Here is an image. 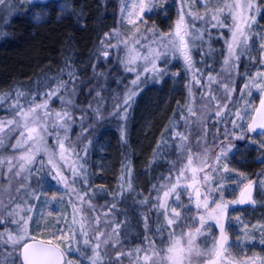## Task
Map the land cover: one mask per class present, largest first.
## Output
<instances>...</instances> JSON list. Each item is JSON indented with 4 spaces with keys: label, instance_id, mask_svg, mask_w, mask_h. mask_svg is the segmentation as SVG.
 I'll list each match as a JSON object with an SVG mask.
<instances>
[{
    "label": "snow or ice",
    "instance_id": "snow-or-ice-1",
    "mask_svg": "<svg viewBox=\"0 0 264 264\" xmlns=\"http://www.w3.org/2000/svg\"><path fill=\"white\" fill-rule=\"evenodd\" d=\"M18 2L32 5L37 3L38 0H18ZM39 2L45 3V0H39ZM197 2H200L205 9L202 14L199 12H186L184 5L187 0H181L179 19L174 31L161 33L154 24L149 27L144 19L145 13L156 9L155 0H139L138 3L132 4L131 10L127 8V4L122 0L124 6L121 8V13L122 15L125 12L127 13L128 23L135 26V34L128 39L118 40L117 44H112V38L120 35L118 31L114 30L113 32L105 33L104 40L101 41L102 54L105 59L110 54L109 49L117 48L120 44H123L126 49V55L121 60V63L124 64L126 71L135 72V79L131 81L132 87L128 88L126 95L123 97V106H116V110L123 113L121 118L127 119L128 108L131 107V102L137 95L138 86L142 83V73L134 67L137 61L143 60L145 62L143 72H151L153 78L159 80L167 74V69L166 67L161 68L157 63L158 61L163 60L166 65L169 55L171 54L172 58H176L178 53L183 58L186 68L193 69L192 48L196 46V41H201L202 47L205 36L211 39L210 28L218 30L227 28L231 34L230 41L225 40L227 55L224 57L221 73L215 76L209 73L207 75V85H201L206 89V95L202 94L201 97L203 100L202 107L196 110L191 106H187V114L181 113L180 118L185 122L184 127L189 129L188 133L186 134L182 131L172 132L173 144L179 151V156L176 161L171 162L170 175L161 176L160 179L163 183L159 186L153 185V188L158 193L153 207L160 211V214L164 217L163 227L158 228L157 232L169 231L168 239L170 242L166 248L158 249L155 247L154 242L149 240L147 247L134 249L133 251L137 254L138 261H141L139 254L143 253L142 264H186V262L187 264H192L193 257L203 255L204 253L197 248L195 243L196 236L202 235L204 230H206V218L201 213H206L208 219L215 220L219 228L220 238L218 241H214L213 251L215 256L219 257L222 253L226 254L229 242L223 219L229 204L224 202L223 185L219 184V182L213 185L211 180L214 178L218 166L227 157L228 152L235 147V144L232 143L233 140L247 139L252 143L259 142V148L264 149V28H259L258 31L253 28V25L259 27V21L256 17L261 12L260 5L256 3V0H219L216 7L210 8L208 0H197ZM5 8L10 10L15 8V4L12 3V0H0V11L5 10ZM67 8L68 4L65 0V3L60 5L61 13L66 11ZM186 17H191V20H186ZM34 18L36 20L42 19L41 13H36ZM196 20L204 21L205 27L197 28L195 25ZM229 20L231 21L230 23ZM141 25L144 26L143 33L140 29ZM148 32L152 33V44H141V41L147 38L145 33ZM217 34L220 37L224 35L222 31H218ZM4 35L6 33L0 31V37ZM254 36L259 39L258 52L261 68L254 75L247 69L241 73L239 72L241 57L247 56L249 61L256 60V57L252 55V52L257 50L256 43H249ZM209 50H211L210 45ZM204 54L207 55L208 53ZM93 70L95 72L94 65ZM233 72L244 78L243 88L240 93V99L245 104L242 110L236 109L233 111L232 108H229L230 104L235 108V102L232 100V93L236 91L233 86ZM224 73L228 74L227 77H224ZM65 74L68 77L67 80L62 78ZM173 75H178V73ZM77 79L78 74L73 63L70 59H66L64 68L60 70V74L55 78L56 86L49 88L48 91L43 93L41 102L36 103L35 99H33L28 103V107L25 108L20 103L25 93L19 90L15 92L13 102L9 105L14 110V119L7 121V124L15 125L20 129L19 135L21 139L17 140V143L11 145V147L14 149L21 148L25 144L28 147L25 149L24 154L19 157L8 158V172L10 174L19 177L21 172L26 171L28 175L24 179L29 182L31 176L39 175L44 168V161L42 159L37 160V156L41 148H43L45 153L48 152L46 140L48 136L55 137L60 158H65V153L68 151L65 147V141L68 139L67 133L70 130V122H74V118L67 108L55 111L49 105L53 98L59 99L62 105H71L73 101L70 97L75 93L76 85L74 81ZM193 80L195 83L201 84L195 73H193ZM213 84L222 89L221 95L217 96L214 94L211 87ZM62 90L68 93V98L61 95ZM245 90H247L248 97L252 96V90L259 92L258 106H255L251 100L245 99ZM97 95L99 94L97 93ZM11 97L12 93H0V104ZM96 115H100L99 109H96ZM226 115H230L232 119L230 121L226 120ZM213 117L217 118V123H231L232 130L225 127L222 133L223 139L214 137L217 140L214 147L218 150L215 156L211 158L214 160V164H210L207 156L209 149L206 144L203 149V155H200L193 151V145L189 143V140L192 135V125H198L200 139L206 140L207 126ZM238 121H246V123H238ZM213 127H215V123H213ZM173 128H175V125L170 124L166 131H170ZM60 129L64 130L63 138L59 134ZM0 131H3V122H0ZM122 139H124L123 132ZM3 146L4 140L0 138V147ZM196 146L197 148L200 147L199 141H197ZM83 151L86 154L87 148L85 147ZM54 154L53 152L49 156L48 164H51L52 167L47 175L50 176L51 180L63 182L67 186L68 178L61 170V166L53 164L52 155ZM258 159L261 163H264V155ZM13 161H16V163H13ZM197 161L199 163H196ZM2 163L3 161H0V164ZM34 165L38 166L33 167ZM14 168H18V170L13 172ZM205 169H207V172H205ZM189 171L192 173L191 176L188 175ZM223 171H231L227 163H224ZM85 172L83 164L79 166V169L72 168L73 176L80 175L83 177ZM173 172L174 177L171 174ZM197 173L204 174L198 179ZM182 181H190V183L182 185ZM201 181L203 182L202 184ZM84 182L87 183V180ZM37 183H40V181L38 180ZM197 185L204 188L203 193ZM128 186L131 188L130 182ZM23 187L24 184L21 183L20 188ZM246 187L250 189L251 185L249 184ZM20 188H17L16 191L19 192ZM188 189H193L195 192V207L200 227H195V232L190 228L187 233L182 232L181 236L176 239L174 238V226L184 218L185 213L192 210L189 205L181 201V195L187 192ZM4 191L11 192V181H9L8 189H4V186L0 184V225H5L4 229L0 231V264H76V260L73 258L74 254H79V256L89 259L90 264H105V257L108 258V264H122L121 257L132 254L124 250L120 239V229L126 224V221L108 219L112 210L116 207L115 204L111 205L109 212L103 214L105 217L103 226L99 217H96L91 224L87 223L88 218L84 216L77 220V214L80 213L81 209L73 204L71 223L67 224L64 229H56L52 232V239L38 241L29 232L28 226L32 217L22 214L25 210L20 204L9 207L14 202V198L11 195H9L8 204H5ZM159 193H162V197ZM213 193H219V200L213 196ZM188 197L189 204H191V193H188ZM241 197V199L231 203H254L250 192L246 198L242 192ZM35 198L38 199V197ZM77 198L83 201V197L78 196ZM169 198L172 199V204L168 203ZM141 203H147V201H141ZM25 204H27V201H25ZM27 211L31 212V207ZM144 219L145 228L147 229L148 217L146 216ZM7 224H14L16 227L10 229ZM77 224H79L78 229L75 227ZM246 238V235H242V237H238V241L242 242ZM260 243L264 244V239ZM5 245L8 246L6 250L4 248ZM85 248L90 249V256H86ZM262 264H264V261H262Z\"/></svg>",
    "mask_w": 264,
    "mask_h": 264
},
{
    "label": "trees",
    "instance_id": "trees-1",
    "mask_svg": "<svg viewBox=\"0 0 264 264\" xmlns=\"http://www.w3.org/2000/svg\"><path fill=\"white\" fill-rule=\"evenodd\" d=\"M75 1H80L85 7L87 16L82 23L72 16H60L57 3L48 5L47 8L51 10L52 16L38 24L30 21L26 15L19 14L16 0H12L15 8L10 10L5 8L0 11V31L6 33L0 37V93H12L11 98L0 104V122L14 119V110L9 105L13 102L17 90L25 93L20 100L25 108L33 99L36 103L41 102L43 93L56 86L55 78L64 68V61L70 59L78 74V79L74 81L75 93L70 97L73 103L62 105L59 99L53 98L49 105L55 111L67 108L72 113L74 122H70L67 135L71 138L67 141L76 144L75 153L78 155L71 167L83 164L86 170L83 177L73 176L72 171L65 170L68 182L63 190L70 205L73 207L75 204L81 209L77 218L87 217V223L91 224L96 217H99L103 226L105 221L103 214L109 212L111 205L115 204L116 207L108 219L126 221L120 229V239L126 252H132L137 245L147 247L149 240L153 241L158 249L166 248L170 242L169 231H163L157 235L154 230L160 211L153 207L158 195L153 185L159 186L163 183L161 176L170 175L171 162L176 161L179 156V151L173 144L172 132L182 131L187 134L189 129L184 127V120L177 114L171 116L168 124L158 127L163 119V116L159 115L162 111H158L160 107L158 108L156 104L158 100L153 103L147 96H142V93L132 100L131 107L127 111V119L120 118L123 113L118 112L116 106H123L122 96L130 85V77L125 73L121 63L123 53L121 47L109 49L110 54L105 59L101 45L104 34L117 29L119 0ZM115 38V36L112 38V44H115ZM211 71L216 70L205 69L206 80H202L199 85H207V75ZM217 74L219 73L212 75ZM224 77L227 76L224 75ZM62 78L68 79L66 74ZM237 79L241 80L239 76ZM211 87L217 96L222 94V89L219 91L220 88L216 84ZM199 91L194 94V97L191 96L192 108L196 110L202 107V94L206 95L205 87L201 86ZM61 95L68 98V93L63 90ZM135 106L145 109L144 113L147 112L145 119H142L139 112L133 117V113L138 109H134ZM229 108L233 111L235 109L232 104ZM96 109H99V116L96 115ZM183 111L186 115L187 111ZM230 118V115L225 117L226 120ZM216 120L217 118L213 117L209 121L206 140L200 139L198 125H192V135L189 140V143L193 145V151L200 155H203L206 144L209 149L207 156L210 164H213L214 160L211 158L218 150L214 147L217 142L214 137L220 139L218 134L221 127L228 125L225 122L217 123ZM170 124H174L175 128L166 131ZM165 126V130L162 131ZM6 127L10 128L0 131V136L4 140V146L0 147L2 155L3 152L12 156L25 152L28 145L19 148L21 149L19 151L11 147L21 139L20 129L15 125L7 124ZM59 132L63 133L64 130L60 129ZM122 132L124 139H122ZM197 141H199V148L196 146ZM49 147L52 151L59 150L53 139L49 141ZM85 147L86 154L83 151ZM4 155L3 163H8L7 156ZM40 159L44 161L43 169L47 171L45 169L48 163L47 158L40 153L37 160ZM65 165V162H61V168L66 169ZM98 167L101 168L104 179L97 180L94 176ZM146 167L148 169L144 171ZM171 174L174 177V172ZM203 174L197 173L198 179ZM188 175H192L191 171ZM85 180L87 183L84 182ZM129 182L131 188L128 186ZM186 183L190 181H182V185ZM30 188L32 189V186ZM188 193L192 195L191 204H189ZM159 195L162 197V193ZM78 196L83 197V201L79 200ZM120 197L125 198V201L120 200ZM194 199L193 189H188L181 195V201L189 205L192 210L185 213L184 218L175 225L173 230L176 239L182 232L187 233L190 228L195 232V227H200ZM141 201H147V203H141ZM168 203L172 204L171 198L168 199ZM146 216L148 217L147 229L144 219ZM4 227L5 225H0V231ZM7 227L12 229V224H7ZM125 229L132 231L125 235ZM195 243L202 252L209 248L204 234L197 235ZM7 247L5 245V250ZM136 255L135 253L133 256L136 257ZM139 255L142 259L143 254ZM121 258L122 264H130L127 262L128 259L133 260L131 255ZM195 259L197 261H194ZM204 261L203 254L193 257L192 264H203ZM140 262L142 264V260Z\"/></svg>",
    "mask_w": 264,
    "mask_h": 264
},
{
    "label": "rangeland",
    "instance_id": "rangeland-1",
    "mask_svg": "<svg viewBox=\"0 0 264 264\" xmlns=\"http://www.w3.org/2000/svg\"><path fill=\"white\" fill-rule=\"evenodd\" d=\"M16 2L18 5L17 10H19V14L26 15L30 21L36 24L46 21L52 16L51 10L47 8L48 5L52 3H57L60 16L62 17L72 16L75 18V20L79 19L80 23H82V20H84L87 16L84 5L80 1L75 0H66L68 8L63 13L60 11V5L65 3V0H45V3H40L38 0L37 3L32 5L19 3L18 0H16ZM138 2L139 0H124V3L127 4V8L129 10L132 9L133 3ZM155 2L156 9L152 12H147L144 14V19L147 21V25L150 27L154 24L156 29L161 33L174 31L175 25L179 19L181 0H155ZM124 3H122V0H119V14L116 31H118L120 35L119 37L115 38V44H117L118 40H124L132 37L136 32L135 26L128 23L127 13L125 12L123 15L121 13V8L124 6ZM218 3L219 0H208V5L210 8L216 7ZM256 3L260 5L261 12L257 14L256 17L259 21V27L253 25V28L254 30L258 31L259 28H264V0H256ZM184 10L186 12L191 11L193 13L199 12L202 14L205 9L202 7L200 2H197V0H187V3L184 5ZM36 13H41L42 19L36 20L34 18ZM186 20H191V17H186ZM230 22L231 21L229 20V23ZM195 25L197 28L205 27L204 21L201 20H196ZM140 29L143 33L144 26L141 25ZM218 31L223 32V37L218 36ZM210 32L212 34L211 39H209L208 36H205L202 47V42L196 41V46L192 48V57L194 62L193 69L186 68L183 58L179 56L178 53L176 58H172L170 54L168 57V63L166 65L164 64L163 60L157 62L161 68L166 67L167 69V74H165L159 80L154 79L151 72H143L145 63L143 60L137 61L136 65H134L136 70L142 73V83L138 86L137 95L133 99L137 98L138 95L142 93V96H147L153 103L158 100V103H156L158 104L157 107H162V109L159 108L158 110L162 111L159 115L163 116V119L158 127H160V125L163 127L165 124H168V121L173 115L177 114L180 117L181 113L184 114L183 110H185V112L187 111V106L192 107L191 96L194 97L195 93H199V89L201 87V85L195 83L193 80V73H195L196 78L201 82L202 80H206V75L204 74H206L205 69L207 68L216 70L211 71L210 74L221 73L223 60L227 55V44L225 43V40L227 39L230 41L231 34L228 32L227 28L221 30L210 28ZM145 36L147 38L142 40L141 44L151 45L153 39L152 33H145ZM253 42L256 43L257 50L253 51L252 55L256 57V60L249 61L247 56L241 57L239 62V72L241 73L247 69L254 75L255 72L261 68L259 63L260 55L258 52V37L254 36L252 40L249 41L250 44ZM209 45L211 46V50H209ZM119 47H121L123 51L121 58L124 59L126 55V49L123 44H120ZM206 52L208 53L207 55L204 54ZM122 65L125 73L130 77V85L128 86V88H130L132 87L131 81L135 79V72L126 71L124 64ZM174 73H178V75H173ZM224 75L227 76L228 74L224 73ZM232 75L234 77L233 86L236 89V91L232 93V98L235 102L234 111L236 109L242 110L245 107V104L240 99V93L241 89L243 88L244 78L239 76V78H241L239 81L237 79L238 75H236L235 72H233ZM128 88L123 93L122 101L123 97L127 93ZM219 91H221V89ZM245 99L251 100L255 106H258L259 92L252 90V96L248 97L247 90H245ZM137 108L138 107L135 106L134 109ZM144 110L145 109L143 108H138L136 110L137 112L135 111L133 113V117H135V114L137 115L139 112L142 119H145L147 112L144 113ZM231 119L232 117L230 120ZM227 120L230 121L229 119ZM238 123H246V121H238ZM227 124L228 125L221 127L220 129L218 134L221 137L220 139H223L222 133L225 127H227L229 130H232V124ZM6 125L7 121L5 120L3 122V130L10 128L6 127ZM165 128L166 126L162 129V131H164ZM59 134L61 138H63L64 132H59ZM67 136V140H70L71 136ZM0 138L2 137L0 136ZM51 139L54 140L55 146L58 147L56 145L55 137L48 136L46 138L48 152L45 153L43 148H41L40 153H42L44 157L47 158L46 161L48 162L49 156L54 152L55 154L52 155L53 164L61 166V162H65V166L67 168H61L65 175V170L71 172V164L77 160L75 153L76 144L71 142L68 143L66 140L67 142H65L67 144L65 143V146L67 147L68 151L65 153V158L61 159L59 150L54 149V151H52L51 147H49V141ZM232 143L235 144V147L228 152L227 157L218 166L214 178L211 180L213 185H215L217 182L223 185L224 202L229 204L226 215L223 219L225 230L228 235L229 246L227 248L226 254L222 253L219 257L215 256L213 248L214 241H218L220 238L219 228L216 225L215 220L208 219L206 213H201L204 214L206 218V226L208 227H206V230H204L203 234L209 245L207 251H203L205 258V263L203 264H262V261H264V244L260 243V241L264 239V174H262L264 173V163H261L258 158L264 155V149L259 148V142L252 143L247 139L233 140ZM24 146H26V144ZM15 150L19 151L21 149L16 148ZM22 154H24V152L16 154L15 156L19 157ZM3 155L7 156V158L13 157L12 155H7L5 152H3ZM3 155L0 148V161H3ZM7 158L6 160H8ZM13 163H16V161H13ZM224 163L228 164V167L231 169V171H223ZM51 167L52 165L47 163L45 168L47 171L43 169L39 175L31 176L30 180L32 181L29 182L24 179V177L28 175L26 171L21 172V176L16 177L8 172V163L4 162L0 164V184L4 186V189H8L9 181H11V192H3L5 204H8L9 195H11V197L14 198V202L9 205V207H14L15 204H20L25 210L22 214L30 215L32 217L28 226L29 232L37 240L52 239L51 233L56 229L66 228L67 224L71 223L73 217V207L70 205V202L68 201L63 190L66 185H64L63 182L51 180L50 176L46 174V172L48 173ZM75 168L79 169V166L76 164ZM147 169L148 168L146 167L144 171H147ZM17 170L18 168H14L13 172ZM94 176L97 180L104 179L101 168H96ZM38 180L40 183H37ZM21 183L24 184L23 188H20ZM249 184L254 188V203L246 207L239 206L237 203H231L232 201H237L239 199L240 194ZM31 186L32 189L30 188ZM198 187H200V185ZM17 188H20L19 192L16 191ZM200 191L203 193L204 188L200 187ZM213 196L219 200V193H213ZM35 197H38V199ZM120 200L125 201V198L120 197ZM25 201H27V204H25ZM29 207L32 209L31 212L27 211ZM77 220H80V218L78 217ZM163 224L164 217L163 215L158 214L154 226V230L156 231L157 235L161 233L157 232V229L162 228ZM15 227L16 225L12 224L11 228L14 229ZM75 227L78 229L79 224H77ZM175 227L176 226H174V228ZM131 231L132 230L125 229L124 233L127 235L131 233ZM134 234H136L135 231ZM242 235H246L247 238L240 242L238 241V237H242ZM123 248L126 249L125 247ZM136 248H141V246L137 245V247L134 249ZM133 250L131 252V258H133V260L129 261L128 259L127 262H130V264H140L141 262L137 260V255L136 257L133 256L135 255ZM84 251L86 256L91 255L90 249L85 248ZM73 258L76 260V264H90L89 259L85 258L84 256H79V254H74ZM194 261H197V259ZM105 264H108L107 257H105Z\"/></svg>",
    "mask_w": 264,
    "mask_h": 264
},
{
    "label": "water",
    "instance_id": "water-1",
    "mask_svg": "<svg viewBox=\"0 0 264 264\" xmlns=\"http://www.w3.org/2000/svg\"><path fill=\"white\" fill-rule=\"evenodd\" d=\"M258 105H259V103H258ZM242 192L244 193L245 198L248 196V194H249V192H250V194H251V199H252V201H254V188H253V187H251L250 189L247 188V187H245L244 190H243ZM241 198H242V197H241V194H240L239 199H241ZM252 204H253V202H247V203H243V204L238 203V205H239V206H242V207L250 206V205H252ZM38 241H39V240H38Z\"/></svg>",
    "mask_w": 264,
    "mask_h": 264
}]
</instances>
